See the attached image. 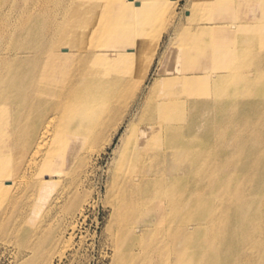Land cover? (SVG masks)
<instances>
[{
	"label": "bare ground",
	"instance_id": "6f19581e",
	"mask_svg": "<svg viewBox=\"0 0 264 264\" xmlns=\"http://www.w3.org/2000/svg\"><path fill=\"white\" fill-rule=\"evenodd\" d=\"M195 1L0 0V229L26 172L52 210L123 125L116 264H264V0Z\"/></svg>",
	"mask_w": 264,
	"mask_h": 264
},
{
	"label": "rangeland",
	"instance_id": "374dc122",
	"mask_svg": "<svg viewBox=\"0 0 264 264\" xmlns=\"http://www.w3.org/2000/svg\"><path fill=\"white\" fill-rule=\"evenodd\" d=\"M195 4V0H179L174 14L183 21L188 10H192ZM163 34L162 40L165 41L166 35ZM163 43L161 42V49ZM153 49L154 45L151 51ZM158 61L156 58L151 64L146 82L147 91H152L155 87L153 81ZM117 123L119 121L110 129H114ZM124 129L120 125L112 137L107 132L90 139L86 143L85 171L71 181L66 180L64 172H58L55 179L59 181L41 190L43 195L60 197L52 210L44 206L35 212L33 203L27 202L25 198L29 184L36 180L34 174L37 167L34 173L28 171L24 177L21 173L20 186L11 192V202L3 206L0 264H15V256L21 253L28 254L30 264H116L114 247L123 218L114 209V174L122 145L119 137ZM110 137L112 144L109 146ZM128 207L130 206L125 205L124 209ZM32 212L34 216L29 217ZM156 221L158 218L154 216L149 224L154 225ZM144 224L146 222L136 223V228L139 229ZM18 229L20 231L16 232ZM145 242L151 244L147 239ZM31 243L35 244L34 248H31ZM40 253L47 258L41 263L36 260ZM27 257L23 264L28 261Z\"/></svg>",
	"mask_w": 264,
	"mask_h": 264
}]
</instances>
